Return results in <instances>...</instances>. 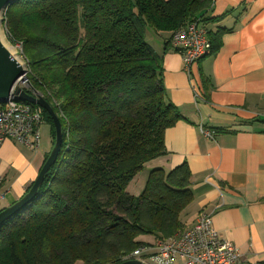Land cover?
Here are the masks:
<instances>
[{
	"label": "trees",
	"instance_id": "16d2710c",
	"mask_svg": "<svg viewBox=\"0 0 264 264\" xmlns=\"http://www.w3.org/2000/svg\"><path fill=\"white\" fill-rule=\"evenodd\" d=\"M210 6L16 0L7 8L4 22L36 74L24 91L51 105L62 144L34 199L0 226V264H119L138 247L185 230L180 215L193 201L186 163L150 170L138 197L127 191L166 155L164 134L183 119L167 100L161 60L144 29L173 35ZM211 43L214 52L219 42ZM147 234L154 241L138 240Z\"/></svg>",
	"mask_w": 264,
	"mask_h": 264
},
{
	"label": "crops",
	"instance_id": "0c3cea01",
	"mask_svg": "<svg viewBox=\"0 0 264 264\" xmlns=\"http://www.w3.org/2000/svg\"><path fill=\"white\" fill-rule=\"evenodd\" d=\"M201 22L219 47L188 71L171 33L144 29L167 100L183 118L166 130V155L153 162L165 171L187 164L193 201L180 215L184 229L210 214L219 237L237 248V264H264V0H211ZM46 156L45 145L2 143L0 210L27 192Z\"/></svg>",
	"mask_w": 264,
	"mask_h": 264
},
{
	"label": "built area",
	"instance_id": "2783aa9c",
	"mask_svg": "<svg viewBox=\"0 0 264 264\" xmlns=\"http://www.w3.org/2000/svg\"><path fill=\"white\" fill-rule=\"evenodd\" d=\"M172 42L187 71L193 62L213 53L207 29L199 18L173 33ZM42 122L39 107L10 98L0 104V146L12 139L37 151ZM2 184L0 176V202L5 198ZM130 260L144 264H237L239 254L234 245L219 237L212 227L210 214L201 213L190 228L166 241H157L152 247H138L121 262Z\"/></svg>",
	"mask_w": 264,
	"mask_h": 264
},
{
	"label": "water",
	"instance_id": "95a60500",
	"mask_svg": "<svg viewBox=\"0 0 264 264\" xmlns=\"http://www.w3.org/2000/svg\"><path fill=\"white\" fill-rule=\"evenodd\" d=\"M14 1L16 0H0V104L7 103L10 98H13L42 108L51 118L54 129V143L30 189L21 199L9 207L0 210V226L20 212L34 199L43 184L47 172L55 164L62 144L61 122L54 113L52 107L41 96L30 95L20 87V84L25 81L28 73V66L27 63L18 56L19 52L13 46L7 44L2 29L4 14ZM119 264L144 263L137 260H130Z\"/></svg>",
	"mask_w": 264,
	"mask_h": 264
},
{
	"label": "rangeland",
	"instance_id": "374dc122",
	"mask_svg": "<svg viewBox=\"0 0 264 264\" xmlns=\"http://www.w3.org/2000/svg\"><path fill=\"white\" fill-rule=\"evenodd\" d=\"M2 29H3V34L6 38L5 40H6L7 44L13 46L19 52L18 56H20L21 59L25 60L24 54H23V43L21 41L16 40L12 36V34L9 31V27H7L6 21L4 22ZM28 74H29V76L27 77V75H26L25 81L20 84V87L23 89L27 88L28 83L31 81V79H34L36 77V74L32 73L31 70L28 71ZM33 95H37V96L39 95L43 98V96L37 92H33ZM24 104L32 105V104L26 103V102H24ZM34 106H36V105H34ZM37 107H39V106H37ZM40 109H41V113H42L43 122L40 126V146H39V148H41L43 145H45L47 147V155H48L51 148H52V134H51L52 127H51V124L47 122V115H46V113H44V110L42 108H40ZM155 164H156L155 162L149 163L148 165L145 166L143 171L139 172L137 174V176L133 178V180L130 182V184L128 185V188H127L128 191L130 192V194H132L135 197L140 196V194L144 190L146 180H147V175H148L149 171L154 169V168H160V167H158V165H155ZM170 170L171 169H169L167 171H170ZM6 202H8V206H10V205H12L13 201H11L9 199V197H7ZM183 229H184V226H183L182 230ZM138 240L143 242V243H151L152 241H154V236L148 235V234L142 235L139 237ZM128 255L129 254L121 257V260H122V258H124L125 256H128ZM77 264H80V263H77Z\"/></svg>",
	"mask_w": 264,
	"mask_h": 264
},
{
	"label": "bare ground",
	"instance_id": "6f19581e",
	"mask_svg": "<svg viewBox=\"0 0 264 264\" xmlns=\"http://www.w3.org/2000/svg\"><path fill=\"white\" fill-rule=\"evenodd\" d=\"M25 61V60H24ZM26 62V61H25Z\"/></svg>",
	"mask_w": 264,
	"mask_h": 264
}]
</instances>
